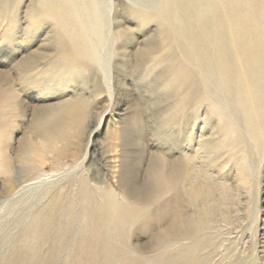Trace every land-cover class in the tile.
I'll return each mask as SVG.
<instances>
[{
    "label": "rangeland",
    "instance_id": "1",
    "mask_svg": "<svg viewBox=\"0 0 264 264\" xmlns=\"http://www.w3.org/2000/svg\"><path fill=\"white\" fill-rule=\"evenodd\" d=\"M55 1L0 0V264H264V81L249 101L232 63L227 94L208 82L169 0ZM197 2L190 24L226 10L264 53V0ZM177 161L182 198L147 197L149 166Z\"/></svg>",
    "mask_w": 264,
    "mask_h": 264
},
{
    "label": "bare ground",
    "instance_id": "2",
    "mask_svg": "<svg viewBox=\"0 0 264 264\" xmlns=\"http://www.w3.org/2000/svg\"><path fill=\"white\" fill-rule=\"evenodd\" d=\"M67 2L69 1L56 0L54 4L43 3L41 6L50 16H54L58 14V8H60L58 5L62 7ZM169 4L171 8L178 10L182 14L183 23L179 25L172 20L170 31L177 42V49L182 53L185 60L191 63L202 76L205 78L207 76L208 82H214V80L217 81L218 79L222 84L221 90L224 94L229 92L228 85L231 83L226 69L232 67L230 65L233 64V67L241 73L239 74L241 78L236 81L238 85L237 93L240 99L245 98V100L249 101L248 99L252 95L258 97L259 94L257 95L253 92V87L259 84L260 81H264V53L256 51V47L261 44V35L258 33V29H256L257 31L247 30L245 25L233 22L230 20L226 10L217 11L215 14L203 19L198 26H193L190 24V21L192 20V13L196 12L194 10L199 8L198 6H201L203 9L207 8L206 10L208 11V6L210 5L207 4V6L205 3H199L197 0H169ZM168 19L167 25H170L171 21L170 19L168 21ZM223 40L227 42L225 44L226 47L224 44L221 45V41ZM86 46V52H91L92 45L87 42ZM224 50H227L229 58ZM242 72L245 73L242 74ZM212 94L211 92L210 94L208 92L205 93L206 99H210ZM258 111V108L251 106L246 114L247 126L256 138V129L262 130V125L259 126ZM170 169L164 174L154 165L151 164L149 166L148 180L140 186L141 189L146 191L147 197H149V193L153 192V195H157L158 197L172 193V198L170 197V199L176 202L182 198L184 195L182 189L190 175L189 164L185 167V164L177 161L174 165L172 164ZM190 191L187 194L189 193L192 199H199L201 196V191L196 185ZM177 221L179 219L176 216L172 223L164 228V232H177L178 236L183 237L188 236L193 231L188 226V223L184 221L182 227L176 229ZM193 233H198V231L194 230Z\"/></svg>",
    "mask_w": 264,
    "mask_h": 264
}]
</instances>
